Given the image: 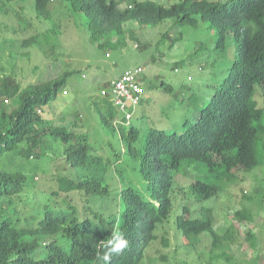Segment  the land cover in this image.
Returning a JSON list of instances; mask_svg holds the SVG:
<instances>
[{
    "label": "trees",
    "instance_id": "1",
    "mask_svg": "<svg viewBox=\"0 0 264 264\" xmlns=\"http://www.w3.org/2000/svg\"><path fill=\"white\" fill-rule=\"evenodd\" d=\"M50 1L35 0L38 16L50 18ZM66 1L86 17L90 36L99 45L103 44L102 39L113 38V34L126 35V22L155 26L172 19V26L198 28L203 23L209 31L214 30L213 50L219 56L224 55L229 38L239 52L238 60L215 86L207 104L199 109L194 121H184L180 131L177 127L166 130L147 122L142 113L133 114V109L132 117L126 121L125 112L114 106L109 94L100 93L101 99L96 101L101 106L100 121L124 143L111 173L110 160L92 154L84 133L42 117L43 107L56 98L69 73L24 88L11 83L8 77L0 78L2 93L8 96L6 103L17 99L16 105L0 106V157L9 151L29 155L21 144L38 130L52 148L60 144L65 165L81 170L77 177L65 175L55 181L70 201L52 207L46 204L39 219L21 206L26 199V175L0 168V264H100L96 259V253L102 251L98 242L110 238L117 225L126 233L130 246L115 256L111 264H139L147 247L157 238L158 225L172 211L174 178L183 167L204 166L205 174L189 184V189L196 199L209 200L222 189L218 182L230 181L236 172L251 171L260 165V151L264 152V106L254 95L259 86L264 99V0H177L168 6L156 0H132L125 8H120L117 0ZM33 40L34 37L25 43ZM203 49L198 44L194 54L199 56ZM161 86L166 91L172 89L165 82ZM212 174L214 182L209 181ZM72 193L81 195L91 217L82 214L83 209L77 205L79 199L73 201ZM53 194H58L57 188ZM253 198L247 196L248 201ZM263 198L258 207L263 206ZM105 200H114V211L105 212L101 206L90 209L93 201L96 204ZM202 209L201 214L194 216L184 204L176 217L177 228L190 243L204 232L210 234L211 252L231 258L237 229L230 225L224 233L217 232L212 209ZM235 216L239 221L254 220L251 208L240 209ZM253 233L248 231L249 240H255ZM162 242L170 246L163 234Z\"/></svg>",
    "mask_w": 264,
    "mask_h": 264
},
{
    "label": "rangeland",
    "instance_id": "2",
    "mask_svg": "<svg viewBox=\"0 0 264 264\" xmlns=\"http://www.w3.org/2000/svg\"><path fill=\"white\" fill-rule=\"evenodd\" d=\"M117 1L120 8H125L132 0ZM156 1L168 6L177 0ZM48 7L51 14L46 19L37 15L35 0H0V78L8 77L11 83L24 88L69 73L56 98L43 107L42 117L55 125L84 133L92 154L110 160L109 173L118 164V152L124 149V143L121 144L111 133L112 128L104 126L99 118L101 106H97L96 101L101 99V88L107 81L132 66L146 65L141 79L142 103L133 109V114L142 113L147 122H154L166 130L177 127L175 129L180 131L184 128V121H194L199 109L213 95L215 86L223 81L239 57L232 38L228 39L224 55L219 56L213 50L214 30L209 31L203 23L198 28L172 26V19L155 26L126 22V35L113 34V38H104L103 44L99 45L90 36L86 17L74 11L68 1L51 0ZM32 37L35 40L25 43ZM174 41L176 43L172 46ZM198 44L204 49L196 56L194 48ZM161 82L171 85L172 89L164 90ZM7 97L0 88V106L5 105ZM254 98L264 106L259 86H256ZM11 103L17 104L16 97L6 104L10 106ZM114 123L118 124L116 120ZM41 134L35 130L21 144L29 155L9 151L0 157L2 170L20 171L26 175V199L21 206L33 211L39 219L46 204L52 207L70 201L66 192L59 191L55 181L65 175L77 177L81 171L65 165L60 144L56 143L52 148L50 141ZM260 153L258 167L238 171L230 181L218 182L222 189L209 200L196 199L189 189V184L205 174L204 166L183 167L174 178L172 211L168 219L158 225L157 238L147 247L139 264H264V204L258 207L264 193V152L261 150ZM214 176L212 174L210 182H214ZM55 188L56 195L53 194ZM71 195L73 201L79 199L77 205L83 209L82 214L91 217L81 195ZM248 195H252L253 200L248 201ZM105 201L96 204L93 201L90 209L97 210L101 206L105 212L114 211V200ZM184 204L190 207L194 216L203 212L201 208L210 207L219 233H224L230 225L237 229L238 237L232 242L231 258L211 252L212 238L206 232L192 239L191 243L184 237L176 226V217ZM243 208L253 210L254 220L239 221L236 218V211ZM248 231L254 232L255 240L248 239ZM162 234L168 238L170 246L164 245Z\"/></svg>",
    "mask_w": 264,
    "mask_h": 264
},
{
    "label": "built area",
    "instance_id": "3",
    "mask_svg": "<svg viewBox=\"0 0 264 264\" xmlns=\"http://www.w3.org/2000/svg\"><path fill=\"white\" fill-rule=\"evenodd\" d=\"M145 70L146 65L132 66L118 78L112 79L107 87L104 86L101 89L102 95L109 94L108 96H110L114 106L125 112L126 121L132 117L131 109H134L142 101L143 88L141 79Z\"/></svg>",
    "mask_w": 264,
    "mask_h": 264
},
{
    "label": "clouds",
    "instance_id": "4",
    "mask_svg": "<svg viewBox=\"0 0 264 264\" xmlns=\"http://www.w3.org/2000/svg\"><path fill=\"white\" fill-rule=\"evenodd\" d=\"M128 6L130 5L128 4ZM188 78L191 79V76H188ZM5 101L7 102V99ZM98 243L102 251L96 253V259L100 264H111L115 256L130 246V241L126 238V233L118 225L110 233V238L101 239Z\"/></svg>",
    "mask_w": 264,
    "mask_h": 264
}]
</instances>
